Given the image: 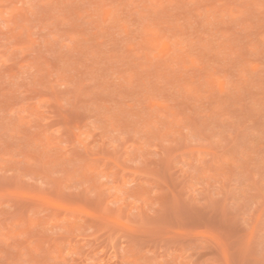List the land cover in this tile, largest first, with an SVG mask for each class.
Segmentation results:
<instances>
[{
  "label": "rangeland",
  "instance_id": "1",
  "mask_svg": "<svg viewBox=\"0 0 264 264\" xmlns=\"http://www.w3.org/2000/svg\"><path fill=\"white\" fill-rule=\"evenodd\" d=\"M0 264H264V0H0Z\"/></svg>",
  "mask_w": 264,
  "mask_h": 264
}]
</instances>
